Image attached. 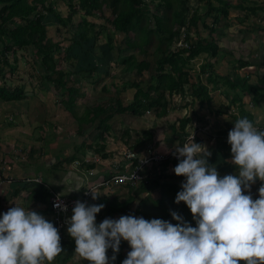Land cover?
Segmentation results:
<instances>
[{
	"label": "rangeland",
	"instance_id": "1",
	"mask_svg": "<svg viewBox=\"0 0 264 264\" xmlns=\"http://www.w3.org/2000/svg\"><path fill=\"white\" fill-rule=\"evenodd\" d=\"M240 1L230 0L233 4H237ZM69 3L70 0H48L47 2V4H52L54 9L62 15H67ZM214 3L217 4L215 1ZM242 3L245 5H264V0H245ZM106 4L102 5L101 11H97L95 14L87 17L94 24L89 35L96 37L91 51L82 52L74 62L63 59L64 50L62 48H58L57 53H55V59L58 62L57 69L60 68L67 71L69 73L67 77L69 81L80 90V95L77 97L73 111L67 110L64 107L63 100H65L66 96L61 95L55 84L44 76L43 83L49 82L52 85L49 89L50 91L47 90L43 96L44 98L47 97L45 95L50 96L49 105H43V100H39L37 97L32 100L36 102V107L43 106L41 108L38 107V109L41 110L39 111L40 113L44 114V118L28 121L27 116H24V114L22 116V113H25V102H21L16 104L15 109H12L19 112L18 119L15 118L16 120L11 122L14 123L12 125H16L15 128L27 131L25 126L34 124L35 131L33 136L40 138V142L49 140V142L55 145L56 149L61 150L64 153L63 161L66 164L68 162L73 163L76 158L81 163V160L87 157L90 159L99 158V164L105 163L108 166L112 160L119 159L122 161L124 159V152L127 150L142 151L144 143L142 145L135 143L137 141L140 142L141 139L147 141V135L145 134L147 130L153 133V140L148 143L152 145L155 143V147L165 148L169 147L168 145H171V143L173 144L171 146L173 149L178 147L180 142L175 138L176 133L174 131L179 120L184 117L191 119L187 126V129L191 132L196 127L200 130L203 127V130L208 131L204 133L206 136H201L197 142L206 144L211 152L217 143H221L224 139L228 138V136L221 133L229 132L234 127V122L238 118L247 116L252 120L254 119L253 121H262L264 118V95L260 96L259 104L254 105L251 94L244 92L240 87L238 89H231L224 82L223 77L226 75H231V77L248 76V82L253 83L259 89L257 95L264 93V8L257 10L256 13H251L240 7L232 6L229 8V16L227 18L223 17L220 13L219 19L215 22V12L210 14L207 12V0H187L189 10L186 12V24H188V20L193 12L201 15L196 25H193L191 28L187 27L190 30V35L194 39L198 37L206 39L215 38L220 47L218 54L210 56L202 53L190 60L187 66L189 77L188 82L184 85L185 91L178 92L172 96H169L168 93L166 94L169 105L164 115H158L159 107L153 108L142 115H133L130 112L120 113L108 121L110 125L108 131H103V128L98 126L97 119L91 123L81 124L77 118L84 113L86 107L102 103L113 110L116 107L117 101H121L125 105L131 102L135 91V88L131 85L132 82L140 81L143 86H146L149 82H156V78L151 73L155 74L156 61L162 55L159 49L161 43L155 34L152 35L151 43L144 47V52H141L139 48H128L125 34L114 29L111 23L114 14ZM177 5L175 3V6ZM150 6L154 12V4ZM164 9V7H161L158 9V12ZM84 17V13L79 11L73 15L72 23H68L67 27H63L52 13L45 12L44 21L51 20V23H46L48 25V37L52 41H60V45L62 46L68 44L73 36V30H68L69 26L72 24L73 28L76 29L73 23L77 24L82 19H85ZM17 22L19 20H16V24ZM11 25L14 26L15 24ZM212 27H215L216 31H212ZM177 28L178 26H174V29ZM182 29L180 37L182 32L185 33V28ZM128 36L133 37L134 33L130 32ZM109 39H111L110 45L107 46ZM46 41L48 43L49 39ZM180 42L181 40H178L176 46H181ZM31 48H34V46ZM0 49H2V45H0ZM171 49L174 50V47H171ZM83 50L85 49L83 48ZM130 54H133L135 59L123 62ZM39 55L34 48V55L30 59L31 63L37 65L41 59ZM241 56L251 59L256 64L250 67L239 68L234 64L237 62L234 59ZM25 58L24 55L23 60L17 64L20 72L19 75L25 72L26 65L24 66V63L29 62ZM143 59L149 61L150 67L139 73L136 70V64ZM31 65L29 64L28 67ZM30 69H26L25 76L31 74L40 78L34 71L31 73ZM208 75H212L215 78L218 77V82L216 84L208 82ZM17 76L18 74L16 73ZM4 77L0 76V84L4 83ZM35 77L34 79H36ZM5 83L6 85L8 84L6 81ZM15 83L18 85L22 84L18 79H16ZM192 83L195 85L200 83L207 84L212 100L205 103L202 107L199 106L198 100L191 95ZM34 87L31 84V86H26L25 88L30 90L32 95H39V90L33 89ZM8 111H11V109H8ZM101 131H103V139L98 137ZM14 135L12 134L10 137V142L4 143V147L11 155L12 153L20 155L22 161L26 160L25 158L29 156L36 157V159L41 157L39 153L44 151L43 149H24L21 147L20 138ZM103 142L104 148L100 152L97 151L96 149ZM52 149L55 152V148ZM34 153L38 155L34 156ZM102 153L106 154L105 158L101 156ZM231 155L222 153L218 160L222 163H232ZM14 161L16 162V159ZM175 165H170L164 169L161 163H149V178L147 181H142L135 185L124 184L105 190L102 189L101 195L109 199L116 196L118 197V201H124L129 196H132L133 201L130 204V210L133 211L138 207L139 201L144 199L147 201L146 206H140V210L135 215H143L149 219L153 217L165 218L172 220L174 223V219L165 217L166 211L164 209L154 204L156 203L155 199H158L161 195L160 183H175L177 186H181V181L185 179L183 175H177L174 172ZM3 166H5V176L9 177L10 173H8V169L10 166L7 163H3ZM106 170L107 172L116 171V168L113 167ZM235 171L223 172L221 175L234 173ZM261 184H264V181L258 178L252 184L251 189H246L245 191H251L254 198L258 197V189ZM170 196L172 197V194ZM171 201L173 209L179 207V203L173 202V199ZM120 213L118 211L112 215H107L100 211L97 213V221L99 222L101 218L108 216L118 218ZM102 215L103 217H101ZM120 249L124 259L130 250V245L127 241H122ZM42 264H59V262L54 258L52 261L45 260ZM62 264H89V261L79 254H75L69 261ZM240 264H245V262H240Z\"/></svg>",
	"mask_w": 264,
	"mask_h": 264
},
{
	"label": "clouds",
	"instance_id": "2",
	"mask_svg": "<svg viewBox=\"0 0 264 264\" xmlns=\"http://www.w3.org/2000/svg\"><path fill=\"white\" fill-rule=\"evenodd\" d=\"M28 60L27 66L33 64ZM194 135L175 148L174 172L185 177L175 202L186 203L195 224L177 210H171L176 223L135 214L98 222L105 204L77 200L66 218L75 252L89 264H115L122 241H127L130 250L121 264H262L264 184L255 198L245 190L258 178L264 181V128L247 116L234 122L228 143L236 171L224 175L209 162L210 149ZM92 192L95 199L98 194ZM62 196L58 194L54 207L66 211ZM62 250L59 229L44 214L16 202L0 213V264H42Z\"/></svg>",
	"mask_w": 264,
	"mask_h": 264
},
{
	"label": "trees",
	"instance_id": "3",
	"mask_svg": "<svg viewBox=\"0 0 264 264\" xmlns=\"http://www.w3.org/2000/svg\"><path fill=\"white\" fill-rule=\"evenodd\" d=\"M214 1L217 2V4H215ZM242 1L245 0L233 4L230 0H207V12L209 14L215 12L214 18L216 22L220 17V13L223 17L227 18L229 16V8L232 6L240 7L251 13H256L257 10L264 8V5H245ZM47 2L48 0H0V43H2L3 47L1 50L3 54L1 65H9V58L5 56L7 51H14L17 48L25 49L34 46L41 57L38 65L43 66L40 67L43 69H41L43 73L41 78H44L45 76L47 79H50V81L55 84L60 94L66 96L63 103L67 110L73 111L77 102V97L80 95V90L69 81L67 78L69 73L67 71L60 68L57 69L58 62L55 59V53H57L58 48H62L64 50L63 59L74 62L82 52L91 51L93 49L96 37L89 35V33L94 27V24L91 23L87 17L95 14L97 11H101L103 4L107 3V7H109L114 14L111 23L115 30L121 31L125 34V38H127L126 45L128 48H139L141 52H144V47L151 43L153 34L159 38L161 43L159 49L161 50L162 55L156 61L155 74L153 75L151 73V75L156 78V82H149L146 86H143L140 81H134L131 85L135 88V91L130 103L125 105L121 101H117L116 107L113 110L102 103L92 104L86 107L84 113L77 118L81 124L91 123L97 119L99 123L98 126L103 128V131L109 130L110 125L108 121L120 113L130 112L133 115H142L153 108L159 107L160 110L158 111V115H164L167 112L169 105V100L167 99L166 94L168 93L169 96H172L178 92L185 91L184 85L188 82L189 77L187 66L190 60L202 53L216 56L220 49L219 43L215 38L206 39L198 37L197 39H194V37L190 35V30L187 29V27L191 28L193 25H196L200 20L201 15L193 12L188 20V24H186V12L189 10L187 0H70L67 15H62L57 12L53 5L47 4ZM175 3L178 5L175 6ZM151 4H154V12L150 6ZM161 7H164L165 9L158 12V9ZM79 11L84 13L85 19H82L77 24L73 23V25L76 26V29L73 28L72 24L69 26L68 30H73V36L68 44L62 46L60 45V41L50 40L47 35L48 25L46 23H51V20L48 19V21H44L45 12L52 13L63 27H67L68 23H72L73 15ZM16 20H19L17 24ZM9 24L15 25L10 26ZM174 26H178V28L174 29ZM204 26L206 25L204 24ZM182 28H185V33L182 32L180 37ZM211 30L216 31V28L212 27ZM130 32L134 33L133 37L128 36V33ZM47 39H49L48 43H46ZM110 40L111 39L108 40L107 46L110 45ZM178 40H181L185 45L182 47L176 46ZM171 47H174V50H172ZM83 48L85 50H83ZM134 59V55L130 54L129 57L123 60V62H128ZM234 61L238 62L234 64L239 68L250 67L256 64L251 61V59L242 56L234 59ZM15 62L18 64L17 57H15ZM149 67V61L144 59L136 64V70L139 73ZM209 75L207 76V81L216 84L218 82V77L215 78L214 76ZM0 76L4 77L2 71H0ZM223 79L231 89H238L240 87L244 92L251 94L252 103L254 105H258L260 96L264 95V93L257 95L259 89L253 83L251 84L248 82V76L231 77V75H226ZM5 81L0 84V98L5 100L20 99L23 94V85L17 84L13 88H10L6 85ZM191 86V95L198 100L199 106L202 107L205 103L212 100L207 84L200 83L195 85L192 83ZM190 120L189 117H184L177 123L174 132L176 133L175 138L180 144L185 142L190 135V130L187 129ZM254 123L259 124V128H262V123L260 121H254ZM103 131L98 134V137L101 139H103ZM206 132L208 131L200 130L199 133L195 134V140H199L201 136H206L204 134ZM145 134L147 135V141L141 139L140 142L137 141L135 144H147L153 140V133L151 131L147 130L145 131ZM221 134L228 136V132ZM103 148L104 142L96 150L100 152ZM164 150L165 149L162 148V151ZM211 153L212 155L209 157V162L217 165L220 174L236 170V166L233 163H222L218 160L222 153L232 154L228 138L224 139L221 143H217ZM101 156L105 158L106 154L102 153ZM81 162L82 164L84 163V166L87 169L93 168L94 166V162H85L84 158ZM159 163H161L165 169L170 165L177 164L178 159L167 158ZM159 188L161 190V195L158 199H155V204L153 203L154 200L152 203L166 211L165 217L174 219L171 216V210H177L187 220L195 224V221L192 219V213L185 202L181 201L178 208L173 209L171 207V199L175 202V196L181 189V186H177L175 183L166 182L160 183ZM50 191L49 193L42 192V200L50 194ZM170 194H172V197ZM96 201L97 203L105 204V207L101 209V212L107 215H112L118 211L121 212L120 215L135 214L140 210V206L144 207L147 204L146 200L141 199L138 207L133 211L130 210V204L133 201L132 196H129L128 199L124 201H118V197L116 196H113L112 199L104 196H97ZM101 217H103V215ZM102 219L103 218H101V220ZM176 222L177 221L174 220V223ZM69 235L70 234H68V237L65 240L61 241L63 250L55 257L59 264L69 261L75 254H78L75 252V239L71 236L69 237ZM108 255H112V249L108 250ZM122 260L123 257L120 249L115 264H121ZM241 262L244 261L242 260ZM262 264H264V262H262Z\"/></svg>",
	"mask_w": 264,
	"mask_h": 264
},
{
	"label": "crops",
	"instance_id": "4",
	"mask_svg": "<svg viewBox=\"0 0 264 264\" xmlns=\"http://www.w3.org/2000/svg\"><path fill=\"white\" fill-rule=\"evenodd\" d=\"M0 45H2V43H0ZM1 50L2 49H0V71H2V74H4L5 80L8 83L7 85L10 87L17 85V83H15L16 79H18L19 82L21 81L22 84L19 85H23V94L20 99L15 100H5L0 98V165L7 163V165L10 166V168L8 166L10 169H8V173H10V176H13V179L10 181L4 180L6 178L4 174L5 171H0V213L6 211L9 207L14 206L16 202L17 204H20L24 207L29 206L30 208L37 210L38 212L44 214L47 219L51 220L50 211L47 207L48 196L42 200V192L49 193L50 190H56L59 193L67 196L77 195L85 185L94 182L102 175L111 172H107L106 169H111L113 167L115 168L116 166L120 167V165H124L123 163L125 160L122 159V161H120L119 159H115L112 160L110 165L107 166L105 163L99 164V158L90 159L85 157V162L87 159H89V163L94 162L93 168L90 169H87L77 158L73 161V163L68 162V164H66V162L63 161L64 153L61 150L56 149L55 145L49 142V140H46V142H40V138L33 136L35 131L34 124L25 126L27 131H21L15 128L16 125H12L14 123L11 122L16 120L15 118L19 116V112L12 109H15L16 104L21 102H25V113H22V116L23 114L24 116H27L28 121H35L44 118V114L40 113L39 111L41 110L38 109V107L41 108L43 106L40 105L36 107V102L32 100L36 99L37 97L39 100H43V105H49L50 96L48 97V95H45L47 96L45 98L43 96L52 85L48 81L46 84L43 83L45 78H41L43 73L41 71L42 68H40L43 66L32 64L28 67L26 63H24V66L26 65L25 72H22V75H19L20 72L17 62H15V57L18 58V64L21 62V60H23L24 55L26 57L25 59H31V57L34 55L33 48H17L14 51H7L5 56L9 58V65H1L3 57ZM27 68H31V73L34 71L40 78H37L35 75L31 74L29 76H25ZM30 70L28 71L30 72ZM16 73L18 74L17 77ZM34 77L36 79H34ZM31 84L32 86H35L33 89L39 90V95L35 94L34 96L30 90L25 88L26 86H31ZM8 109H11V111H8ZM25 127H23V129H25ZM12 134H15L14 136L20 138V143L22 145L21 147L24 149H43L44 151L39 153L41 154V157L36 159V157H30L28 154L29 157L22 161L20 159V155L18 156L14 153L11 155L10 152L4 147V143L11 141L10 137ZM147 145L154 147L155 143L153 145L151 143L144 144L143 150L147 147ZM168 146L169 147L163 148L167 150L173 146V144ZM52 148H55V152ZM156 148L158 150H162V148L157 146ZM61 153H63V155H61ZM37 155V153H34V156ZM14 159H16V162ZM76 160L79 161V164L75 165L74 162ZM37 175L41 176L42 183L25 181V178ZM102 189L105 190L108 188ZM102 189L99 191L98 197H102Z\"/></svg>",
	"mask_w": 264,
	"mask_h": 264
},
{
	"label": "built area",
	"instance_id": "5",
	"mask_svg": "<svg viewBox=\"0 0 264 264\" xmlns=\"http://www.w3.org/2000/svg\"><path fill=\"white\" fill-rule=\"evenodd\" d=\"M180 45V47H182L185 45V43L183 44L180 42ZM261 123V127L264 128V118L262 119ZM256 125L259 128L260 125ZM201 130H203V128H201ZM199 132L200 129L197 127L192 132L190 131V135L186 141H188L189 138L194 134ZM185 142L178 146H182ZM174 152L175 148H168L167 150L161 152L151 145H148L144 150L139 152L136 150H127L124 152V165H120V167L116 166V171H111L109 174L103 175L100 179L88 183L77 195L67 196L63 194L60 199H62V201L68 205L66 211L54 207V203L57 201L58 194L60 193L56 190H51L50 194L48 195L47 207L50 211L51 221H53L59 229L61 241L68 237V223L66 218L72 215V208L77 200L87 201L89 204H92L96 201V198H93L92 190L96 194H99V191L102 188H113L124 184L135 185L137 183H141L142 181H147L149 178L148 164L152 162L159 163L167 158L178 159V156L175 155ZM86 161L89 160L87 159ZM74 163L75 165L79 164V161L76 160ZM0 170H4L3 165H0ZM12 179L13 176H9L4 180L10 181ZM25 181L42 183V178L40 175L30 176L25 178Z\"/></svg>",
	"mask_w": 264,
	"mask_h": 264
}]
</instances>
